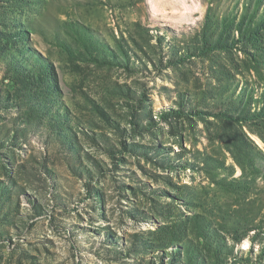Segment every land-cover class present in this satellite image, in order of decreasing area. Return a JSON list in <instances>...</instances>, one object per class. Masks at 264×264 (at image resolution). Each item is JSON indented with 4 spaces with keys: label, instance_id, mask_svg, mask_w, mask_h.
<instances>
[{
    "label": "rangeland",
    "instance_id": "374dc122",
    "mask_svg": "<svg viewBox=\"0 0 264 264\" xmlns=\"http://www.w3.org/2000/svg\"><path fill=\"white\" fill-rule=\"evenodd\" d=\"M0 264H264V0H0Z\"/></svg>",
    "mask_w": 264,
    "mask_h": 264
}]
</instances>
